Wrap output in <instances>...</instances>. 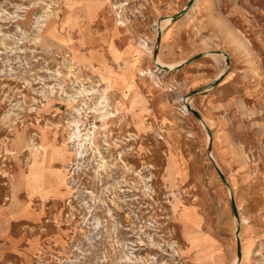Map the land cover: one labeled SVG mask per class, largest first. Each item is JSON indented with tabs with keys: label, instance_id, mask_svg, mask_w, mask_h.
<instances>
[{
	"label": "rangeland",
	"instance_id": "374dc122",
	"mask_svg": "<svg viewBox=\"0 0 264 264\" xmlns=\"http://www.w3.org/2000/svg\"><path fill=\"white\" fill-rule=\"evenodd\" d=\"M193 2L0 0V264H264V0Z\"/></svg>",
	"mask_w": 264,
	"mask_h": 264
},
{
	"label": "bare ground",
	"instance_id": "6f19581e",
	"mask_svg": "<svg viewBox=\"0 0 264 264\" xmlns=\"http://www.w3.org/2000/svg\"><path fill=\"white\" fill-rule=\"evenodd\" d=\"M199 2H200V0H194L193 5H192V8H195ZM170 67H172V66H170ZM75 129H76V132H77V133L75 132L76 133V137L78 138L79 137V126H78L77 123H75ZM77 138H75V139H77Z\"/></svg>",
	"mask_w": 264,
	"mask_h": 264
},
{
	"label": "water",
	"instance_id": "95a60500",
	"mask_svg": "<svg viewBox=\"0 0 264 264\" xmlns=\"http://www.w3.org/2000/svg\"><path fill=\"white\" fill-rule=\"evenodd\" d=\"M231 207L233 208V205H232V203H231Z\"/></svg>",
	"mask_w": 264,
	"mask_h": 264
}]
</instances>
